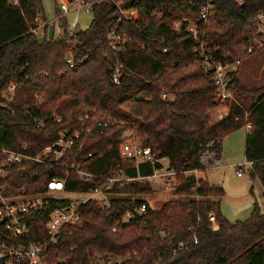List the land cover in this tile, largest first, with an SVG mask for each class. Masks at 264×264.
<instances>
[{
  "label": "trees",
  "instance_id": "trees-1",
  "mask_svg": "<svg viewBox=\"0 0 264 264\" xmlns=\"http://www.w3.org/2000/svg\"><path fill=\"white\" fill-rule=\"evenodd\" d=\"M118 1L135 8L137 17L121 13L114 0L94 1L86 28L69 33L64 27L57 36L39 38L29 28L37 14L44 17L41 0H0V91L12 81L32 91L21 103L0 97V145L36 152L60 131L78 129L84 143L69 155V163L102 177L118 168L151 175L161 162L135 166L120 157L118 142L128 129L156 159H166L172 192L180 196L152 207L140 196L150 190L146 179L115 183L107 189L109 204L83 203L81 222L65 225L56 242L46 244L47 252L70 264H94L95 255L113 258L108 264H264V213L258 208L246 218L228 220L220 211L221 183L195 174L205 170V153L218 159L223 137L248 123L244 158L264 194V83L246 85L236 69L235 101L223 117L211 119L214 85L198 55L204 49L216 60L241 61L255 52L245 50V37L264 0H213V14L198 22L196 38L184 24L173 28L172 21L186 12L196 16L203 0ZM111 28L125 33L119 48L109 42ZM115 62L121 63L116 84L110 80ZM85 113L89 118L81 120ZM98 120L107 124L99 126ZM22 173H34L42 190L51 178L65 179L67 191L102 182L47 163L29 165ZM62 201L53 199L40 209L29 239L45 238L47 213ZM127 210L131 215L122 220ZM24 240L0 225V242Z\"/></svg>",
  "mask_w": 264,
  "mask_h": 264
},
{
  "label": "built area",
  "instance_id": "built-area-1",
  "mask_svg": "<svg viewBox=\"0 0 264 264\" xmlns=\"http://www.w3.org/2000/svg\"><path fill=\"white\" fill-rule=\"evenodd\" d=\"M18 0H13L17 3ZM65 4L62 10H59L57 16L48 21L41 13L34 17L33 24L30 25L29 30L33 33L40 32L42 37L44 35L52 36L54 29L49 32L50 24L55 26L58 20V26L61 29V34L68 28L66 15L72 12L73 18L70 27L75 29L79 22L81 13H88L92 10L94 1L101 0H62ZM121 13L128 18L134 19L137 17L135 8H125L120 5V2L114 0ZM214 3L213 0H203L198 6L196 16L192 12H186L179 19L172 21V27L177 29L182 24L184 28L190 31L194 38H196V27L199 21H204L208 16L213 14ZM63 21L66 24L63 25ZM249 22H253L254 27L250 33L246 34L245 39L247 44L245 50L252 52L264 46V10L257 12ZM58 34V35H59ZM125 33L123 31L116 32L110 29L108 32V39L110 44L119 48L125 40ZM199 58L205 68L210 71V76L215 90L216 106L222 109L217 113V118L223 117L228 110L230 103L235 101V93L233 89L234 72L236 71L240 61L234 60H216L211 53L201 49L198 53ZM66 61L69 65L74 64V60L70 54L66 56ZM121 72V63L115 62L111 68L110 80L112 83L119 82ZM89 118V113L80 116L81 120ZM99 126H105L106 120H98ZM246 129L249 124H244ZM81 134L78 129L62 130L59 132L57 139L48 145H45L36 152L23 148H12L0 145V225L11 232L13 236H24V242H0V264H70L65 258L53 259L46 250L48 242H56L58 235L62 228L68 224H78L82 220L81 208L83 203L88 200H95L98 204L107 206L109 204V189L115 183H127L134 180H143L153 175L159 168H155L151 175H130L123 168L113 169L109 174L102 177L100 175L92 174L82 170L75 162H68L69 155L73 154L75 149L82 147L84 141L80 139ZM118 153L122 159H127L137 166L139 162L163 160L164 157L156 159L149 146L141 145L129 130L127 135H121L118 142ZM91 154V153H90ZM213 153L208 152L203 156H207V162L215 165L218 159H213ZM37 163H47L55 166L69 168L76 171L80 175L95 176L102 178V182L93 188L86 191H76L83 193L84 196L80 199H74L65 196L62 193L68 192L65 189V179L51 178L47 181L45 189H38L35 184V174L32 173L29 177L22 173L27 166ZM205 163L206 165H209ZM250 167L251 162L245 161L241 164L233 165L237 175L242 174L244 164ZM167 170V169H166ZM169 171V170H168ZM170 172V171H169ZM24 180H22V179ZM28 179V180H27ZM53 199H64L65 201L57 202L55 206L47 213L44 223L45 238L44 239H29V233L37 229L38 221L36 216L40 209L50 205ZM137 211L144 210V204H141ZM264 213V203L263 211ZM131 215L129 210L122 215V220H126ZM212 219V215H209ZM162 233V232H161Z\"/></svg>",
  "mask_w": 264,
  "mask_h": 264
},
{
  "label": "rangeland",
  "instance_id": "rangeland-1",
  "mask_svg": "<svg viewBox=\"0 0 264 264\" xmlns=\"http://www.w3.org/2000/svg\"><path fill=\"white\" fill-rule=\"evenodd\" d=\"M117 2L119 1L117 0ZM41 3L44 17H46L48 21L53 20L57 16L58 11L62 10L65 6L62 0H41ZM73 15L72 12H69L66 15L68 24L67 31L69 33L76 29L86 28L92 18V12L81 13L77 27L72 29L70 23ZM61 29L62 28L58 26L57 20L54 27L52 23L50 24L49 32L51 34V31L53 30V35L57 36L61 32ZM36 35L39 38H42L40 32H37ZM76 43V38L72 39L70 42L71 45H75ZM237 76L240 82L246 85H260L264 83V46L255 50V52L240 61V64L237 67ZM31 92L32 91L29 87L21 86L12 81L6 89L0 91V97L7 102L21 103ZM245 101L250 102V99L247 98ZM221 109L222 107L220 109L214 107L210 112L211 119L217 118V113ZM128 133L129 130L126 129L123 131L122 135H127ZM245 133L246 127L245 125H241L227 133L222 139L220 163L225 165V167L222 169L218 168L220 171L218 178L221 179L219 182H221L224 189V196L220 203V211L228 220L246 218L254 208L255 203L258 208H260V212L263 211L264 196L262 195L259 181L255 177L251 178L249 176L247 164L245 163L242 168L241 177H236L233 167L230 166V164H241L246 161L243 153ZM207 159V156L204 157L205 163H208ZM160 162L162 167L153 175L146 178L150 190L140 194V196L152 207L159 206L163 201L169 198L180 197L172 192L173 173L172 171L169 172L166 170L167 162L163 160H160ZM203 176L205 177L204 174ZM250 185L252 186V193H249L248 191ZM62 194L74 199H80L84 196L83 193L76 191L63 192ZM242 195L243 197H241ZM233 197H239V199L236 200L238 202L233 201ZM238 208L239 210H242L235 214V210H238ZM112 260L114 259L108 256L95 255L93 257L94 264H108L109 262H112Z\"/></svg>",
  "mask_w": 264,
  "mask_h": 264
},
{
  "label": "crops",
  "instance_id": "crops-1",
  "mask_svg": "<svg viewBox=\"0 0 264 264\" xmlns=\"http://www.w3.org/2000/svg\"><path fill=\"white\" fill-rule=\"evenodd\" d=\"M246 130H247V129H246ZM221 145H222V140H221V143H220V150H221ZM220 150H219V156H218V163L215 164V165H212L211 161H210V163H208L209 165H206V164H205V161H204V157H205V156H202V163L205 165V170H204L203 172L196 171L195 174H196L197 176L200 175V176L204 177V176H203V174H204V175H205V178H206L207 180L211 181V182H219V181H221V179L218 178V174H219V172H220L218 168H221V169H222V168L225 167V165H223V164L220 163V155H221ZM213 159H214V158H213ZM230 166L233 167V164H230ZM215 168H217V169H215ZM233 169H234V167H233ZM209 170H210V171H209ZM211 170H214V171H211ZM201 173H202V175H201ZM234 173H235V169H234ZM211 174H212V175H211ZM235 176H236V177H241L242 174L237 175V174L235 173ZM256 179H257V178H256ZM257 180H258V179H257ZM258 181H259V180H258ZM220 183H221V182H220ZM259 184H260V182H259ZM224 187H225V184H224ZM260 187H261L262 195L264 196V194H263V188H262L261 184H260ZM248 191H249V193H252V186H251V185H250V187L248 188ZM223 196H224V195H222L221 198L219 199V204L221 203V201H222V199H223ZM239 197H240V196H239ZM239 197H233L232 200L235 201V202H238V201H236V200H238ZM241 197H243V195H242ZM256 207H258V206H257L256 203H255V206H254V208H253L251 211H253ZM241 210H242V209L239 210V208H238V210H235V214H236V213H239V211H241ZM235 214H234V215H235Z\"/></svg>",
  "mask_w": 264,
  "mask_h": 264
},
{
  "label": "water",
  "instance_id": "water-1",
  "mask_svg": "<svg viewBox=\"0 0 264 264\" xmlns=\"http://www.w3.org/2000/svg\"><path fill=\"white\" fill-rule=\"evenodd\" d=\"M255 211H256V212L258 211V207L255 208ZM213 230H214V231H217L218 229L215 227Z\"/></svg>",
  "mask_w": 264,
  "mask_h": 264
}]
</instances>
